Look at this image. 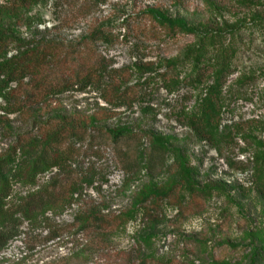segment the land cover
Wrapping results in <instances>:
<instances>
[{
    "label": "rangeland",
    "instance_id": "obj_1",
    "mask_svg": "<svg viewBox=\"0 0 264 264\" xmlns=\"http://www.w3.org/2000/svg\"><path fill=\"white\" fill-rule=\"evenodd\" d=\"M12 3L0 0V30L14 40L0 64L19 61L39 46L50 48V59L39 79L0 76V156L15 148L0 264H264V0H32L10 13ZM146 9L192 34L167 36L139 16ZM95 27L115 41L90 51L109 77L84 87L57 67L80 62L81 45ZM223 57L230 72L216 93L219 128L206 140L193 123L213 85L210 78L223 70ZM167 65L175 81L168 79ZM200 68L206 76L194 81ZM41 78L56 87L42 101L19 106ZM249 78L252 84L243 87ZM111 85L129 99L105 103ZM59 116L91 118L96 128L85 142L64 144L57 166L25 179L17 172L26 141L41 139ZM117 129L134 135L124 143L137 147L138 166L129 174L115 158L117 148L100 134ZM152 137L169 151L163 170L150 173L145 164ZM178 156L194 185L205 190L200 210L180 212L162 202L158 216L149 218L133 209L147 186L172 183L187 205L186 185L172 168ZM60 189L63 198L32 218L15 213L25 199ZM93 213L126 220L108 235L78 230L76 218Z\"/></svg>",
    "mask_w": 264,
    "mask_h": 264
},
{
    "label": "trees",
    "instance_id": "obj_2",
    "mask_svg": "<svg viewBox=\"0 0 264 264\" xmlns=\"http://www.w3.org/2000/svg\"><path fill=\"white\" fill-rule=\"evenodd\" d=\"M32 0H13L10 7V13H17L25 5L29 4ZM143 19H148L153 23V26L157 25L164 33L171 37L177 33L192 34V31L187 30L182 24L177 21H169L164 19L161 15L154 12L152 9H146L139 13ZM152 40H157V31L151 30L148 33ZM14 40L4 29L0 30V54L3 50L13 43ZM112 35L106 31L103 27L93 28L85 41L81 45L80 53L81 58L78 63L77 60L75 67L68 66L72 62L70 61L59 65L57 68L62 72H67L68 77L73 79L76 84L80 86L100 85L104 76L109 77V73L106 72V67L102 63L100 57H93L90 52L93 46L100 44L105 46H111L114 43ZM50 48L48 46H39L32 49H27L22 58L19 61H8L7 63L0 64V76L5 75L11 79V77L24 78L25 76H31L39 79L42 72L47 66V61L50 59L48 54ZM223 64V70L218 75L212 76L210 79L213 82L212 87L205 94L200 105V115L194 119L193 129L203 139L210 140L216 136L220 123L219 101L217 99V89L223 85L225 78L229 71V65L224 57L221 59ZM78 64V65H77ZM168 79L175 81L177 76L170 65H167ZM208 69V68H207ZM206 68H200L195 74L194 81H203L206 72ZM209 70V69H208ZM71 72V73H70ZM106 72V74H105ZM111 74V73H110ZM171 78V79H170ZM250 78L242 84L245 87L246 84H252L249 82ZM41 78L37 80L34 85L31 86V90L26 94L22 104H34L35 102L42 101L50 89H54L56 85L51 81ZM192 79L185 80V83H191ZM103 101L107 104H112L114 100L126 101L128 96L118 89H114L110 86V91H107L102 96ZM93 119L91 118H69L65 116L53 117L51 119L50 128L41 135V139L27 140L22 151V155L25 159L20 164L18 174L24 176L25 179L34 177L35 174L44 172L50 168L57 166L58 153L63 150L64 144L75 142L82 143L90 139L91 132L96 127L93 126ZM104 140L107 143H111L113 148H117L115 158L118 164L121 165L122 170L129 174L134 171V166H138L137 163V147L130 149L129 143L133 139L132 133L126 132L122 129L115 131H104ZM148 153L145 168L148 172H156L163 170L166 164V156L168 154V147L165 143L158 141L154 137L148 140ZM124 146H128L124 148ZM23 148V147H22ZM21 148V150H22ZM17 149V148H16ZM15 155V148L13 147L6 155L0 156V227H3L5 222L10 218L9 211L4 210L5 200L10 194V178L11 166L13 165V157ZM174 172L178 173L181 178L180 182L186 185V190L190 195V200L186 206L182 203L181 195L179 193V184L172 183L167 188L152 189L149 186L145 188L142 193L138 194L132 202L133 209H140L144 211V215L149 218L158 216L159 208L162 202H166L175 207L178 211H186L193 214L200 210L204 202L205 190L199 189L193 183L189 177V169L183 162L182 158L178 156L173 167ZM24 174V175H23ZM11 176V177H9ZM55 193L53 190H45L39 194L31 196L25 199L21 205L16 207L15 213L26 218H32L34 214L41 211L45 206L58 203L64 196V189H60ZM259 193L264 199V183L259 186ZM126 220L124 217H115L106 219L100 216L99 213H93L86 219L81 217L76 218V224L78 230L82 232H93L94 234H111L114 232L122 222ZM144 264H168L160 263L158 261L145 262ZM170 264V263H169ZM173 264V263H171ZM175 264V263H174Z\"/></svg>",
    "mask_w": 264,
    "mask_h": 264
}]
</instances>
